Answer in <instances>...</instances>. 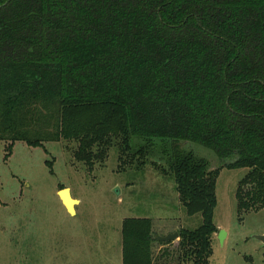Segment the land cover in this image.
Here are the masks:
<instances>
[{
  "label": "trees",
  "instance_id": "1",
  "mask_svg": "<svg viewBox=\"0 0 264 264\" xmlns=\"http://www.w3.org/2000/svg\"><path fill=\"white\" fill-rule=\"evenodd\" d=\"M17 141L71 143L88 170L111 148L119 169L159 165L202 218L175 231L177 262L208 264L220 168L248 169L239 211L264 208V0H0V142ZM155 235L125 218L122 264H161Z\"/></svg>",
  "mask_w": 264,
  "mask_h": 264
},
{
  "label": "rangeland",
  "instance_id": "2",
  "mask_svg": "<svg viewBox=\"0 0 264 264\" xmlns=\"http://www.w3.org/2000/svg\"><path fill=\"white\" fill-rule=\"evenodd\" d=\"M7 145L0 142V264H122L125 218H151L159 236L201 224L200 213H186L172 176L162 173L159 165L119 169L111 148L101 164L88 170L73 159L74 145L65 141L45 142L42 147L17 141L11 154ZM180 146L210 160L213 167L220 165L203 146ZM152 159L166 168L157 157ZM247 171L219 170L213 213L218 231L208 264H264V241L257 238L264 236V208L245 212L237 207L236 190ZM65 187L78 200L73 215L58 194ZM177 242L154 243V256L165 250L163 264H179Z\"/></svg>",
  "mask_w": 264,
  "mask_h": 264
},
{
  "label": "water",
  "instance_id": "3",
  "mask_svg": "<svg viewBox=\"0 0 264 264\" xmlns=\"http://www.w3.org/2000/svg\"><path fill=\"white\" fill-rule=\"evenodd\" d=\"M58 194H59V197H60L64 207L66 208L67 212L70 215L75 214V205L78 203V200L74 199L71 196L69 189L66 187L63 189H60L58 191ZM223 235H224V232L220 231L219 237L222 238ZM153 238L157 241H160V242H169V241H174V240L178 239V233L173 232V233H168L167 235H163V236L155 235ZM257 238L264 241V236H257Z\"/></svg>",
  "mask_w": 264,
  "mask_h": 264
},
{
  "label": "crops",
  "instance_id": "4",
  "mask_svg": "<svg viewBox=\"0 0 264 264\" xmlns=\"http://www.w3.org/2000/svg\"><path fill=\"white\" fill-rule=\"evenodd\" d=\"M131 217H143V216H131Z\"/></svg>",
  "mask_w": 264,
  "mask_h": 264
}]
</instances>
